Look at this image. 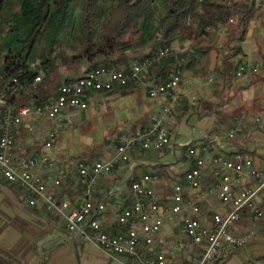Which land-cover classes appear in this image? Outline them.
Masks as SVG:
<instances>
[{
  "label": "built area",
  "instance_id": "2783aa9c",
  "mask_svg": "<svg viewBox=\"0 0 264 264\" xmlns=\"http://www.w3.org/2000/svg\"><path fill=\"white\" fill-rule=\"evenodd\" d=\"M254 1L264 15V0ZM176 54L174 49L164 47L131 63L125 71L97 68L60 84L55 94L40 103L18 106L15 101L38 94L41 72L29 81H22L20 72L4 80L0 84V179L21 190L26 206L50 213L57 226L71 237H80L111 257L124 256L135 264H174L171 259L179 253L185 255L187 264H211L244 247L254 232H241L242 221L264 216V167L255 165L244 152L228 156L217 150L239 135L249 139L261 127L262 119L241 115L223 135H206L201 142L175 143L169 128L172 118L184 99L196 105V97L181 87V63L170 81L147 82L146 96L158 109L148 115L142 128L122 126L108 146V155L93 162L76 159L69 152L61 160L55 157L59 137L73 124L72 113L89 109L88 100H73L72 89L92 95L98 92V85H106V91H110L127 78L137 83L155 63ZM260 70L259 63H240L234 76L253 77ZM20 128L30 135L29 144L38 146L32 154H26L29 144L17 141ZM136 150L177 152L191 167L160 197L155 189L160 180L156 173L127 182L138 164L131 157ZM123 164H127V191L120 196L119 187L106 190L101 182ZM69 182L80 186L75 199L65 193L58 196ZM109 201L112 223L119 227L116 232L106 231L103 225ZM167 227L172 235L178 227L182 236L168 240Z\"/></svg>",
  "mask_w": 264,
  "mask_h": 264
},
{
  "label": "trees",
  "instance_id": "16d2710c",
  "mask_svg": "<svg viewBox=\"0 0 264 264\" xmlns=\"http://www.w3.org/2000/svg\"><path fill=\"white\" fill-rule=\"evenodd\" d=\"M259 14L261 12L254 0H0V84L19 72L22 73V81L32 80L41 72L38 94L24 95L15 101L18 106L40 103L50 94H55L53 83L57 76H60L62 84L101 67L125 71L132 62L140 61L164 47L174 49L177 43L189 37V50L155 63L146 74L149 79L167 81L175 73L178 63H181V70L191 68L204 59L202 76H206V70L212 63L220 80L231 84L234 80L231 74L233 63L241 56L249 26ZM189 29H193L192 34L185 33ZM259 62L260 73L239 89L264 82V56ZM61 68L68 73L62 75ZM133 84L116 86L106 92H124ZM194 113L200 118L216 115L215 131L218 134L234 126L239 119V114H226L222 102L201 97L196 99V105L184 99L175 116L180 121L186 114ZM146 123V117H142L134 122L132 129L142 128ZM21 131L23 129L17 133L18 142ZM111 134L112 131L109 132ZM108 138H104V144L110 142ZM104 144L75 157L93 162L104 149ZM37 149V145L30 147L26 154H32ZM151 152L137 150L136 154H132V158L140 162L134 167L128 183L142 174L156 173L172 184L181 181L191 167L187 164L184 170L172 174L168 164L145 165L143 161L150 158ZM225 154L229 156L233 153ZM248 155L253 157L254 153ZM178 160L189 162L183 157ZM126 165L121 166L122 170L115 169L110 173V183H119ZM0 185L17 190L21 195V190L11 183L0 179ZM79 188L77 183L69 182L58 196L65 193L75 199L80 194ZM97 198L99 195L96 193ZM25 209L33 215L53 218L43 209L29 206ZM254 220H243L241 232L250 231L251 228L245 225ZM118 229V225L114 224L106 231L116 232ZM37 239L38 236L35 241ZM256 260L264 264V255ZM7 262L0 255V263ZM132 264L135 263L132 261ZM184 264H187L186 260Z\"/></svg>",
  "mask_w": 264,
  "mask_h": 264
},
{
  "label": "crops",
  "instance_id": "0c3cea01",
  "mask_svg": "<svg viewBox=\"0 0 264 264\" xmlns=\"http://www.w3.org/2000/svg\"><path fill=\"white\" fill-rule=\"evenodd\" d=\"M261 18V17H260ZM264 20V18H263ZM247 33V38L242 44V54L241 56L236 59L233 63V67L231 69V74L234 76V70L235 67L240 63H246V64H255L259 63L260 57L264 56V32L262 23L260 20H255L251 23L249 26ZM261 29V30H260ZM260 30V31H259ZM258 32V41L254 39L255 32ZM219 63V61H217ZM200 66V76L197 75L196 77L191 78L190 80H186V83H181V87L185 88L187 90V94L189 96H195L196 99L201 97L208 101H214V102H222L223 103V110L226 112V114L229 115H238L239 117L241 115H246L247 117H252L254 115L249 114L252 110V104L251 99L249 98H242V92L248 91L252 88V85L247 89H239L241 85L247 84L253 77H235L234 80L231 82V84L223 83L222 80H220L219 74L217 71L213 68V64L211 63L208 69L206 70V73H211L207 79H203L201 68L203 64L196 63ZM188 70L194 69V66L191 68H184ZM207 75V74H206ZM147 76V75H144ZM143 76V77H144ZM209 78L213 79V82H208ZM149 79V78H148ZM240 80V82L238 81ZM142 81V80H141ZM146 81V80H145ZM154 81V80H148ZM205 81L209 84L211 88V93L213 97H207V95L196 88L197 82ZM146 84L147 82H141L138 84H133L127 91L124 92H114L110 93L108 95L107 92H97L92 94L88 98L89 103V109L85 112H74L72 113V119L77 124L82 119L85 118L87 115V112H91L90 109L95 106V103L91 106L92 99H100L105 94L106 96H117L119 94H124L127 92H134L135 93V103L141 107V110L139 111L138 117H136L134 120H128L125 122L124 125H127L131 128H133V124L135 121L142 117H146L148 119V115L151 112H154L158 109V105L155 101L150 100L146 96ZM193 84V86L191 85ZM222 92H225L224 98L221 97ZM221 98L223 100L221 101ZM238 98H241L238 100ZM188 102L189 100L186 99ZM190 103V102H189ZM191 104V103H190ZM241 105V106H240ZM97 111L96 107L92 108V112L95 113ZM237 118V117H236ZM262 119V118H261ZM190 120H193L195 124H190V140L193 142H201L206 135H223L225 132L218 134L216 129V115L211 116H205V117H198L196 113L188 115L186 114L180 121L176 119V116L171 120V124L169 126L170 132L172 134L173 140L175 143H187L186 142H176V139L174 137V129L181 124H188ZM239 119H237L238 121ZM236 121V122H237ZM235 122V124H236ZM75 124V125H76ZM234 124V125H235ZM120 126V128L122 127ZM120 128H116L115 130H111L112 134L107 135L106 137H113L116 138ZM23 129V128H20ZM66 132V131H65ZM194 133H197V137L194 136ZM19 144L20 145H27L29 146L30 141V135L25 134V131L20 132L19 134ZM61 137V136H60ZM60 137L58 140V147L59 151L56 153L55 157L57 160H61L65 158L67 152H63L61 143H60ZM29 144V145H28ZM36 146V144H31L29 146L33 147ZM241 150L242 152L246 153L247 155L249 153H254V156L251 157L254 161L255 165H260L264 167V132H260L256 130L252 133L249 139H246L245 136L239 135L237 136L231 143L226 145L225 147L217 150V152L221 153H233L235 151ZM137 150L134 151L132 154H136ZM240 152V151H239ZM70 153V152H69ZM110 153V149H103L102 152L99 154L98 158L100 156H106ZM131 154V157H133ZM72 156H76L71 153ZM150 158L143 161L145 165L154 166L158 163H164L169 165V170L172 174H176L180 172L181 170H184L188 165L189 162H183L181 160H178L181 155L177 152L174 154H171L169 152L163 151V152H154L152 151L149 154ZM165 156H170L174 158V161H162V158ZM249 156V155H248ZM137 160V159H136ZM138 163L140 162L137 160ZM177 163H181L180 166H177ZM117 170H122L123 167L116 168ZM127 175V171L123 170V177L119 181V183L113 185L110 183V174L103 178L102 185L106 189H114L116 187H119V195L123 196L127 191V186L124 183V178ZM171 184L165 179L160 178L159 182L155 185V189L160 197H163L167 188ZM6 186L0 185V255L2 257H5L7 259V264H14L13 261L22 262L21 259H27L26 262H22L24 264H132V260L129 258H126L124 256H115L111 257L101 249H99L94 244L84 241L80 237H71L66 230L63 227H58L55 220L53 218H46L45 216H37L33 215L31 213H28L25 209L26 205L24 204L23 200L21 199V196L19 194H15L13 191H8L5 189ZM213 203H217V201H212ZM9 219H14L15 224L14 226L6 227L7 222ZM113 219V209L111 202L107 204V212H106V218L104 220V226L105 228H110V226L113 225L112 223ZM11 227V228H10ZM114 229V228H112ZM116 229V228H115ZM168 227L165 232L168 233ZM12 233L18 234V238H22L21 242H7V237L9 235H13ZM36 236H38V239L35 241ZM181 233L178 229V227H175L174 233L167 234V239L171 240L177 237H181ZM251 241L249 242V244ZM247 244V246L249 245ZM246 247V246H245ZM240 253H243V248L239 249L237 252L226 258L222 261H217L211 264H245L244 262H240L237 260V256L240 255ZM6 255V256H5ZM8 257H10V260H8ZM185 255L184 254H178L177 256H174V258L171 259V261L174 264H184L185 261ZM25 261V260H24ZM4 264V263H0ZM256 264H261L259 261H257Z\"/></svg>",
  "mask_w": 264,
  "mask_h": 264
},
{
  "label": "rangeland",
  "instance_id": "374dc122",
  "mask_svg": "<svg viewBox=\"0 0 264 264\" xmlns=\"http://www.w3.org/2000/svg\"><path fill=\"white\" fill-rule=\"evenodd\" d=\"M159 6V4L157 5ZM160 8V7H159ZM158 8V9H159ZM77 12V11H76ZM75 12V13H76ZM261 17V18H260ZM264 15L261 13L258 15V17L255 20H260L262 23V26H264ZM254 20V21H255ZM251 25V24H250ZM250 28V27H249ZM193 30V29H192ZM192 30H186V34H192ZM261 30V29H260ZM259 30V31H260ZM188 31V32H187ZM264 32V27H263ZM254 37L256 41H258V32H255ZM191 46V37L187 38L181 43H177L173 48L177 53H183L185 51H188ZM213 59V58H212ZM204 59L201 61V64H203ZM133 63V62H132ZM200 63V62H199ZM200 66L201 65H194V69L188 70V69H181L180 70V78L181 83H186V80H190L193 77H196L200 74ZM60 73L62 75L67 74L68 71L65 69H60ZM213 72L207 73L206 76H203V79H207V77ZM60 76H57L55 79V82L53 83L56 88L61 84ZM148 76H144L141 78L140 81H138L135 84L148 82ZM146 80V81H145ZM240 82V80L238 79ZM134 82H131L133 84ZM130 84V83H129ZM193 86V84H191ZM122 87V86H120ZM196 88L204 92L207 97H213L211 93V88L208 83L205 81L197 82ZM100 92H106V91H100ZM110 93H108L109 95ZM225 92H222L221 97L224 98ZM103 96L100 99H92L91 106L95 103V106L97 108V111L95 113L92 112V108L90 109L91 112H87V115L84 119H82L77 124L73 121V124L70 127H67L66 132H64L60 137V143L63 152H70L74 155H78L81 153H86L91 151L95 146L104 144V138L109 134V132L112 130H115L116 128H120L125 122L128 120H134L139 115V111L141 110V107H139L135 103V93L134 92H127L124 94H119L117 96L111 97L106 96L105 94H102ZM221 98V100H223ZM242 98H249L251 99L252 104V110L249 112V114L252 115H258L262 118V124L261 127L258 128V131L264 132V82L261 84H258L256 86H252L251 89L248 91L242 92ZM241 98H238L240 100ZM241 106V105H240ZM76 124V125H75ZM190 124H195L193 120H190L188 124H181L180 126L176 127L174 131V137L176 139V142H186L190 139ZM194 136L197 137V133H194ZM110 142L108 144H104V149H107L109 144L113 141V137H109ZM182 157V156H181ZM174 161L173 157L165 156L162 158V161ZM181 163H177V166H180ZM4 186V185H3ZM8 191L11 189L6 186ZM13 191V190H11ZM15 194H18L19 191L15 190L13 191ZM219 204V203H217ZM16 221L14 219H9L7 222L6 227L14 226ZM245 227L251 228V230L254 232V235L251 237V239L248 241L247 244L251 241V243L247 246L245 245L243 248V253H240V255L237 256V260L240 262H244L245 264H256L257 260L256 258L260 255H264V216L260 219H256L252 221L251 223H247ZM11 228V227H10ZM13 235H9L7 237V242L13 241L18 242L22 240V238H18V234L12 233ZM1 242V241H0ZM240 248V249H241ZM6 256V255H5ZM8 260L12 261L10 257H8ZM25 260V261H24ZM22 262L27 263V259H21ZM22 262L13 261L14 264H24ZM231 264V263H229Z\"/></svg>",
  "mask_w": 264,
  "mask_h": 264
},
{
  "label": "bare ground",
  "instance_id": "6f19581e",
  "mask_svg": "<svg viewBox=\"0 0 264 264\" xmlns=\"http://www.w3.org/2000/svg\"><path fill=\"white\" fill-rule=\"evenodd\" d=\"M94 70L88 72L91 73ZM170 81V78L167 80ZM134 82V78H127L124 79L122 82H120V86L126 85L128 83ZM100 91H106V85H98V92ZM91 96L90 91H81L79 89H72V98L73 100L77 102H84V100H88V98Z\"/></svg>",
  "mask_w": 264,
  "mask_h": 264
}]
</instances>
